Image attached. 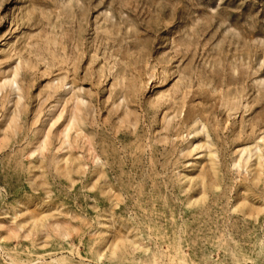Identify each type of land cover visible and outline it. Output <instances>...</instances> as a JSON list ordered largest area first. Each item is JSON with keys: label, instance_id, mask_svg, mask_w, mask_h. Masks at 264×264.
Here are the masks:
<instances>
[{"label": "rangeland", "instance_id": "374dc122", "mask_svg": "<svg viewBox=\"0 0 264 264\" xmlns=\"http://www.w3.org/2000/svg\"><path fill=\"white\" fill-rule=\"evenodd\" d=\"M0 264H264V0H0Z\"/></svg>", "mask_w": 264, "mask_h": 264}]
</instances>
